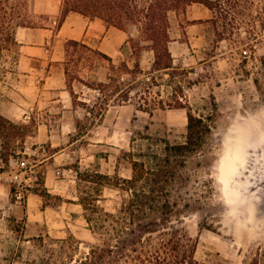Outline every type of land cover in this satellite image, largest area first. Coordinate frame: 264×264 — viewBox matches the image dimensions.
<instances>
[{
  "label": "rangeland",
  "instance_id": "1",
  "mask_svg": "<svg viewBox=\"0 0 264 264\" xmlns=\"http://www.w3.org/2000/svg\"><path fill=\"white\" fill-rule=\"evenodd\" d=\"M236 12L238 26L232 32L230 26L222 28L217 12L215 25L207 22L189 35L186 16L170 12L173 70H157L149 43L142 40L128 42L110 60L66 46V86L82 98L72 93L73 109L47 98L40 108L25 110L23 118L11 119L26 125L21 135L0 138V156L5 149L14 153L0 166V264H40L51 256L54 264L81 259L93 239L79 199L98 196L97 204L108 212L126 202L128 194L114 184L130 177L131 160L159 150L161 139L183 140L185 112L176 101L188 104L196 116L217 108L210 136L183 170L190 181L181 192L199 203L175 217L193 240L194 259L241 264L251 249L264 244V148L252 144L264 138V31L255 17L258 36L249 38L248 11L241 1ZM29 23L51 22L30 13ZM128 27L138 35L134 25ZM196 34L199 41L190 38ZM17 57L15 46L0 60L2 93L9 100L10 89L19 92ZM55 150L62 151L53 160ZM42 190L47 196L36 194Z\"/></svg>",
  "mask_w": 264,
  "mask_h": 264
},
{
  "label": "trees",
  "instance_id": "2",
  "mask_svg": "<svg viewBox=\"0 0 264 264\" xmlns=\"http://www.w3.org/2000/svg\"><path fill=\"white\" fill-rule=\"evenodd\" d=\"M28 1L0 0V60L4 52L17 46L16 30L32 25L29 23ZM239 1L248 11L245 25L248 26L249 38L258 36V33L254 32L253 20L259 17L260 30L264 31V0H259L261 6L258 7L256 16L252 15L255 0H194L212 12V18L208 22L215 25L218 17H213V14L218 12L222 28L226 30V27L230 26L231 32L238 26L235 15L239 14L236 12ZM189 4V0H61L57 26L61 25L69 13L99 18L106 26L120 30L134 25L138 35L129 41L135 44L140 40L149 43L147 47L153 52V64L156 69L173 70L168 49V14L184 13ZM219 34L222 35L223 32ZM220 38L223 40V37ZM68 45L92 51L75 41L66 42L65 48ZM132 49L134 53L138 48ZM95 52L110 60L107 55ZM253 83L259 89L258 78H255ZM176 104V108L185 112L183 140L170 142L168 139H161L159 150L141 154L142 160H131L130 177L117 178L114 184V187L128 194L126 202L115 212H108L100 207L97 204L98 196L85 195L79 199L86 228L93 241L87 243L88 250L81 259L74 260L69 257L70 261L64 264H206L194 259L193 240L179 227L180 221L178 218L175 220V217L183 209H190L192 204L199 203L197 198L193 199L187 193L181 192H185V187L190 181L183 174V170L189 159L200 152L210 136L217 108L213 105L206 116H196L188 104L182 105L179 101H176ZM142 111L146 112L147 109L142 108ZM25 128L26 125L16 124L0 114L2 140L21 135ZM5 150L2 151L0 159L2 163L8 164L14 153ZM94 177L109 180L107 176L98 174ZM36 194L44 197L48 193L42 190ZM40 264H54L52 256ZM241 264H264V244L251 249Z\"/></svg>",
  "mask_w": 264,
  "mask_h": 264
},
{
  "label": "crops",
  "instance_id": "3",
  "mask_svg": "<svg viewBox=\"0 0 264 264\" xmlns=\"http://www.w3.org/2000/svg\"><path fill=\"white\" fill-rule=\"evenodd\" d=\"M189 1L190 4L182 13L188 22V35L196 32L199 26H203L212 18V12L204 5L194 0ZM28 11L31 14L44 15L46 21L48 19L51 23L20 27L16 30L18 57L15 69L20 77L19 92L10 89L6 93V96L11 98L9 100L2 93V82L0 83V114L10 120L18 116L23 118L25 110H32L33 106L40 108L41 104L47 103V98L51 99L48 103L55 102L59 105L61 102L62 108L72 109V93L79 92L82 98L80 91L68 90L66 86V71L63 65L66 42L81 43L112 58L121 53L130 39L137 37V33H133L129 27L125 30L108 27L99 18H88L78 13L67 14L58 27L56 19L60 16L61 0H29ZM190 38L200 40L197 34L190 35ZM175 42L172 41L171 44ZM20 111L22 113L18 115ZM61 151L53 152V160H56Z\"/></svg>",
  "mask_w": 264,
  "mask_h": 264
},
{
  "label": "clouds",
  "instance_id": "4",
  "mask_svg": "<svg viewBox=\"0 0 264 264\" xmlns=\"http://www.w3.org/2000/svg\"><path fill=\"white\" fill-rule=\"evenodd\" d=\"M256 143H260L261 148H264V138H258L257 141L255 143L252 144H256ZM260 149H257V151H259ZM249 152H251V149H249Z\"/></svg>",
  "mask_w": 264,
  "mask_h": 264
},
{
  "label": "built area",
  "instance_id": "5",
  "mask_svg": "<svg viewBox=\"0 0 264 264\" xmlns=\"http://www.w3.org/2000/svg\"><path fill=\"white\" fill-rule=\"evenodd\" d=\"M11 162V160L9 161V163ZM8 163V164H9ZM3 165H5L4 163H2V160L0 159V166H3ZM0 178H1V174H0Z\"/></svg>",
  "mask_w": 264,
  "mask_h": 264
}]
</instances>
